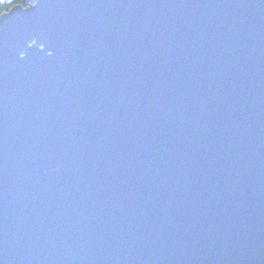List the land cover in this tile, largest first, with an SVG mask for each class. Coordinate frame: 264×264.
<instances>
[{
  "label": "water",
  "instance_id": "95a60500",
  "mask_svg": "<svg viewBox=\"0 0 264 264\" xmlns=\"http://www.w3.org/2000/svg\"><path fill=\"white\" fill-rule=\"evenodd\" d=\"M30 1L0 15V264H264V0Z\"/></svg>",
  "mask_w": 264,
  "mask_h": 264
},
{
  "label": "trees",
  "instance_id": "16d2710c",
  "mask_svg": "<svg viewBox=\"0 0 264 264\" xmlns=\"http://www.w3.org/2000/svg\"><path fill=\"white\" fill-rule=\"evenodd\" d=\"M32 3L30 0H0V5L19 4L22 7H27ZM0 12H5L4 8L0 7Z\"/></svg>",
  "mask_w": 264,
  "mask_h": 264
},
{
  "label": "snow or ice",
  "instance_id": "6c2138e0",
  "mask_svg": "<svg viewBox=\"0 0 264 264\" xmlns=\"http://www.w3.org/2000/svg\"><path fill=\"white\" fill-rule=\"evenodd\" d=\"M16 4H12V5H0V7L4 8L5 11L10 10V8H14L16 7ZM30 7H35V4H31L29 5ZM3 13L0 12V15H2Z\"/></svg>",
  "mask_w": 264,
  "mask_h": 264
}]
</instances>
